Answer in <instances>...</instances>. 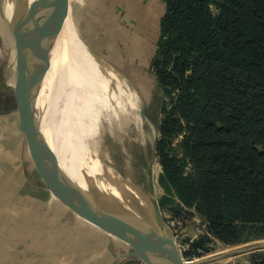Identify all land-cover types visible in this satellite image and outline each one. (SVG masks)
Instances as JSON below:
<instances>
[{"label":"rangeland","instance_id":"obj_1","mask_svg":"<svg viewBox=\"0 0 264 264\" xmlns=\"http://www.w3.org/2000/svg\"><path fill=\"white\" fill-rule=\"evenodd\" d=\"M67 1L70 4L68 21L73 24L80 37L90 50L94 52V0ZM12 3V1L7 0L4 4V13L10 18L15 16L13 15V11H16ZM163 8L164 4L160 10H163ZM212 10L214 13H217L216 7L212 6ZM23 12L24 9H21V13ZM131 35L134 36V34ZM119 37L118 39L122 43L126 41L122 34ZM118 39L103 41L106 43L110 42L109 48L115 54L107 52L108 55L103 56V58L125 72L128 80L135 83L142 93L137 94L133 100L126 101L128 102L126 106L127 112L130 116L125 117L124 112L117 110L119 111L117 118L109 122L111 126L109 129L111 130L108 129L101 132L98 135V139L106 143L107 148L114 151L113 156L116 163L126 169L131 177L130 179L134 181L140 192L146 195L149 194L147 166L153 156V152H155L154 179L156 198L166 221L175 233V240L184 258L187 260L202 258L221 251L236 249L249 243L264 241V226L256 223L237 222L235 224L236 229L232 234H220V231L218 232L211 227V224L199 212L196 203H189L183 200L173 185L164 186L161 183V176L164 173L162 161L165 159H172L171 170L183 176L190 175L196 167L203 163L205 167L209 166L205 160L192 157L186 149V142L191 135L195 119L197 118L194 115L195 108L191 109L186 104L182 97L186 93L178 86H161L158 83L154 73L149 68L151 54L144 55L142 54L144 51H139L142 53L134 56L131 51L133 56L127 53H124L123 56L118 55L116 51V44L119 48ZM131 41L130 48L133 51L134 48H140L137 47L138 42L135 41L134 44V40ZM122 45L121 47L126 50L127 44H124L126 47ZM106 50L107 48L103 52L106 53ZM51 51L47 54L43 50L38 63L40 73L42 74V91L45 95L46 104L43 128L50 133L54 141L57 138L59 139L61 148L60 159L66 161L68 166L73 165L70 171L68 170L69 174L74 173V165L82 170L84 187L88 184L86 178L88 175L98 177L99 174H104L107 177H114V168L112 166L106 167L102 159V150L104 152L106 150L100 148L101 152L97 151L94 144L90 141V138L94 140V135L84 132L75 122L72 117V110L70 109L71 103H63V100L66 99L72 100L70 98V95L72 96L70 90L60 82L62 81L61 78L52 69L49 62L41 70L42 61L46 59V55L49 56V53L52 55ZM191 73V70L187 72V79ZM104 78L106 82H109L108 78ZM184 85H187V83ZM219 87L221 86L219 85ZM191 91L194 95L195 103L198 104L200 96L204 93V89L202 87H191ZM109 102V106L116 104V101L112 98L109 99ZM92 105L94 106V104ZM0 106L14 114L18 110L16 108L20 106L21 108L18 110L21 113L20 119L25 117L29 121L26 108V89L21 74L16 40L1 14ZM80 106L82 114L85 113L84 108L86 107L84 106L86 105L82 103V99ZM142 107H144V119L140 114ZM84 116L87 122H89V118H92L93 115L91 112L90 114L86 113ZM2 117H5L7 121L9 119L6 114L2 115ZM26 128H29V126H25L24 132H26ZM81 133H84L82 134L84 139ZM37 150V157L41 155L42 160L45 161V156L38 147ZM44 171L46 172V168ZM167 179L171 181L170 178ZM115 190L113 193L117 192ZM90 196L91 200L82 202V206L85 209L94 210V214L96 215L94 221L96 220L98 225L101 226L99 229L94 226L92 227L94 229V241L99 243V249H97L98 251H94V256L98 255L101 257L102 250H105L107 246H113L114 259L118 263L146 264L141 257L133 254L135 253V249L129 242L128 237L122 230L112 226L113 224L109 220L106 211L110 217L112 215L119 217L120 215L110 209L100 198L94 195ZM82 221L87 224L85 220ZM106 228L108 229L107 231ZM196 242H202L203 247H195L194 243ZM231 262L261 264L264 262V247L203 264H228Z\"/></svg>","mask_w":264,"mask_h":264},{"label":"trees","instance_id":"obj_2","mask_svg":"<svg viewBox=\"0 0 264 264\" xmlns=\"http://www.w3.org/2000/svg\"><path fill=\"white\" fill-rule=\"evenodd\" d=\"M163 1L150 70L186 93L197 117L186 149L209 166L183 176L165 159L161 183L196 203L220 234L237 222L264 226V0ZM191 87L204 89L198 104Z\"/></svg>","mask_w":264,"mask_h":264},{"label":"crops","instance_id":"obj_3","mask_svg":"<svg viewBox=\"0 0 264 264\" xmlns=\"http://www.w3.org/2000/svg\"><path fill=\"white\" fill-rule=\"evenodd\" d=\"M164 10L163 0H94V53L102 57L114 54L110 42L103 41L122 34L126 41L118 39V55H132V51L138 56L144 51V55L151 54V60ZM131 40L139 43L140 50L130 48ZM124 44L126 50L121 47H126ZM18 110L17 115L0 112V264H113L117 261L113 246L102 250L101 257L94 256L99 243L94 241L92 227L101 226L94 221V210L82 206L91 200L90 194L50 184L59 178L41 155L37 157L32 126L25 117L20 119ZM5 114L9 122L2 117ZM25 126H29L26 132ZM55 140L57 143L50 144L62 168L78 186H84L81 169L74 167V173L69 174L72 166L60 159V143ZM119 218L124 225L123 217Z\"/></svg>","mask_w":264,"mask_h":264},{"label":"water","instance_id":"obj_4","mask_svg":"<svg viewBox=\"0 0 264 264\" xmlns=\"http://www.w3.org/2000/svg\"><path fill=\"white\" fill-rule=\"evenodd\" d=\"M6 1L0 0V14L6 20L16 40L21 74L26 89L27 116L33 129L35 143L45 156V162L49 165L51 171L59 178L57 181H51V185L85 192L100 198L110 209L126 219L150 241L165 264H203L264 247V241L254 242L202 258L185 259L178 248L175 233L166 221L156 198L154 179L155 152H153V156L147 166L149 188V194L147 195L140 192L131 179L107 177L104 174H99L98 177L86 176L88 184L85 191L78 186L62 168L60 160L47 139L42 125L46 104L45 95L42 91V74L38 63L43 51L44 10L42 4L45 0H36L35 3L28 7L26 6V8H21L23 0H9L14 2L16 6L13 18L6 16L4 13ZM21 9H24L22 14L28 16V19L20 15ZM18 104L20 105V103ZM140 114L144 119V107L140 110ZM114 189H116V193H113ZM106 214L113 224L112 226L117 227L126 234L135 249L133 254L142 257L137 253L136 246L128 232L119 227L107 211ZM113 264H117V261Z\"/></svg>","mask_w":264,"mask_h":264},{"label":"bare ground","instance_id":"obj_5","mask_svg":"<svg viewBox=\"0 0 264 264\" xmlns=\"http://www.w3.org/2000/svg\"><path fill=\"white\" fill-rule=\"evenodd\" d=\"M35 1L36 0H23L21 2V8H26V6L32 5ZM42 5L44 10L42 48L44 53L47 54L52 50V55L50 53L49 56L46 55V59L42 61L41 70L44 69L45 64L49 62L52 69L61 78L62 81L60 82L63 83L72 94V96L70 95L72 100L66 99L63 100V103H71L70 109L72 110L73 119L84 132L94 135V140L90 138V141L94 144L99 153L101 152L100 148L106 150V152L102 150V159L106 167L112 166L114 168L115 178L130 179L131 177L126 169L122 165L116 163L113 156L114 151L107 148V144L101 142L98 139V135L111 128L109 122L117 118L119 112L117 110L124 112L126 115L125 117L130 116L127 112L126 106L128 102L126 101L133 100L137 94L142 93L141 90L135 83L128 80L125 72L90 50L73 24L68 21L70 4L67 0H45ZM12 6L16 9L14 2ZM13 15H15L14 11ZM20 15L28 19V16L21 12ZM103 76L108 78L109 82H106ZM90 96H92V98H90ZM111 98L116 101L114 106H109V99ZM81 99L82 103L86 105L84 106L86 108H84L85 113L83 114L80 106ZM92 104H94V106ZM91 112L93 116L89 118V122H87L84 115L86 113L90 114ZM43 123L44 116L42 125ZM43 129L46 135H48L49 142L52 145L57 143L52 139L50 133L47 132L45 128ZM82 134L84 133H81V135ZM82 138L84 139L83 135ZM58 140L57 138V141ZM58 142L60 143V141ZM74 167L76 166L74 165ZM82 188L84 190L86 189L83 185ZM114 220L119 227L128 232L136 246L138 254L142 256L141 258L146 264H165L150 241L131 223L124 219V226L118 216H115Z\"/></svg>","mask_w":264,"mask_h":264},{"label":"built area","instance_id":"obj_6","mask_svg":"<svg viewBox=\"0 0 264 264\" xmlns=\"http://www.w3.org/2000/svg\"><path fill=\"white\" fill-rule=\"evenodd\" d=\"M228 264H243V263H236V262H231V263H228Z\"/></svg>","mask_w":264,"mask_h":264}]
</instances>
